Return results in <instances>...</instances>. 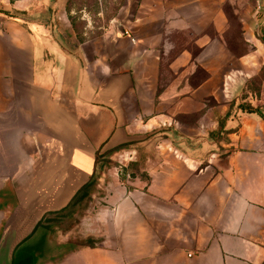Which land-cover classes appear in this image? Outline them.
I'll return each mask as SVG.
<instances>
[{
	"label": "crops",
	"instance_id": "1",
	"mask_svg": "<svg viewBox=\"0 0 264 264\" xmlns=\"http://www.w3.org/2000/svg\"><path fill=\"white\" fill-rule=\"evenodd\" d=\"M233 1L126 0L79 41L62 1L0 0V264L264 263V119L237 95L264 0L237 53Z\"/></svg>",
	"mask_w": 264,
	"mask_h": 264
},
{
	"label": "rangeland",
	"instance_id": "2",
	"mask_svg": "<svg viewBox=\"0 0 264 264\" xmlns=\"http://www.w3.org/2000/svg\"><path fill=\"white\" fill-rule=\"evenodd\" d=\"M57 1V0H54ZM63 2V12L65 13L68 22L73 31L79 38H90L99 35L106 29L117 27L120 19V11L123 8L126 0H60ZM257 0H234L233 5L238 4L236 8L228 6L225 8L227 16L231 20V44L233 51L239 50V18H254L259 12L256 4ZM231 4V5H232ZM264 28V27H263ZM264 31V30H263ZM264 35V32H263ZM264 39V37H263ZM237 53V52H236ZM241 99H246L242 108L245 110L257 108L258 112L264 115V62L258 73L254 74L246 82L245 87L238 91L237 94ZM259 100V101H256ZM255 103L253 105L252 103ZM70 207H74V204ZM76 215H69L65 218L60 214L56 228L51 230L52 238L62 240L67 231L78 230L79 225V206ZM90 207V205H89ZM75 213V212H74ZM68 216V215H67ZM31 236L28 239L31 241ZM69 241L74 245L81 243L79 238H70ZM16 263V260H14Z\"/></svg>",
	"mask_w": 264,
	"mask_h": 264
},
{
	"label": "trees",
	"instance_id": "3",
	"mask_svg": "<svg viewBox=\"0 0 264 264\" xmlns=\"http://www.w3.org/2000/svg\"><path fill=\"white\" fill-rule=\"evenodd\" d=\"M78 39H79V41H82L83 40V38H79V37H77ZM263 42H264V40H263ZM242 107V106H241ZM244 109H245V107H244ZM246 111H248V112H254V113H257L261 118H263L264 119V115L261 113V112H258V109L255 107V108H252V109H246ZM74 197H76V194H75V196ZM74 197H73V201H74ZM26 239V238H25ZM264 264V263H263Z\"/></svg>",
	"mask_w": 264,
	"mask_h": 264
},
{
	"label": "built area",
	"instance_id": "4",
	"mask_svg": "<svg viewBox=\"0 0 264 264\" xmlns=\"http://www.w3.org/2000/svg\"><path fill=\"white\" fill-rule=\"evenodd\" d=\"M257 8H259V5H257Z\"/></svg>",
	"mask_w": 264,
	"mask_h": 264
}]
</instances>
